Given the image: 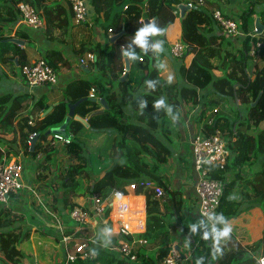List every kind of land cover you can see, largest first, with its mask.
<instances>
[{
    "label": "trees",
    "instance_id": "1",
    "mask_svg": "<svg viewBox=\"0 0 264 264\" xmlns=\"http://www.w3.org/2000/svg\"><path fill=\"white\" fill-rule=\"evenodd\" d=\"M182 1L91 0L95 11L100 15L98 24L103 41H91L89 35H84L83 32L78 33L80 40L77 41L78 36H72V13L66 0H0V58L15 57L21 65L35 57L32 41L26 32H15L23 41V46L11 42L2 33L4 26L14 25L19 20L15 8L17 2L27 3L39 12L45 24L43 34L46 40L63 43L69 38L73 55L81 56L85 52H93L95 55L90 67L96 73L92 74L91 79L73 78L60 91L49 88L48 93H54V98L48 99L47 95H40L32 99L30 110H26V93L0 96V102L8 104L1 118L4 121L2 126L8 127L14 115L24 109L18 113L13 131H17L25 153L35 157L42 150L45 161L50 159L54 149L47 141L46 131L63 122L69 103L85 98L75 106L74 115L85 119L86 124L71 117L66 126L71 139L64 145L69 163L59 182L62 190L59 206L61 211L78 204L75 198L77 194H81L78 190L83 182H87V190L84 192L87 195L98 193L101 198H105L112 191L124 194L125 186L134 183V193L144 196L145 230L137 236L157 243L156 251L147 252L139 247L138 261H130L116 251L95 245L90 247L96 254L94 261L100 260L104 255H112L109 264H160L166 253L161 208L170 210L177 230L185 234H199L192 264H258L257 257L264 255V63L258 66L248 54L247 37L234 38L221 33L208 6L191 7L179 16L178 4ZM254 15H258L264 25V0H247V4L240 9L235 19L242 32H246ZM176 17L180 24V41L185 45L187 54H191L188 65L181 62L183 57L175 58L180 61L177 64V71L182 79L180 84L168 83L160 74L161 65L151 47L163 41L162 48L168 52L164 32L159 36L146 38V52L133 43L137 31L145 25L144 18L165 31ZM120 30H123L122 34L111 41L109 34ZM122 50L142 58L130 60L127 56L130 65L124 80H120L124 72ZM43 57L58 72L66 70V59L58 47H48ZM149 82H152L151 86ZM91 87L95 89L94 99L87 96ZM113 87L118 90L121 103L132 107L133 120L128 118L126 110L114 99ZM207 87H210L218 100H231V114L214 113L211 120L209 115H205L208 101L201 102L199 92ZM99 98L106 101V109H103ZM159 99L164 100V105L156 108L154 104ZM53 101L56 104L52 109L44 116H39ZM145 101V106L141 107ZM181 101L200 103L203 108L197 121L203 123L205 132L219 133L227 139L229 154L226 163L222 167L204 165L209 177L225 181L212 227H206L200 222H184L185 213L182 208L185 205L181 190L170 188L158 171L160 165L171 155V149L169 142L158 137L154 131L159 124H163L160 120L167 107L174 110ZM207 120L210 122L207 123ZM32 132L36 135L33 146L26 143L28 134ZM91 152L96 153L98 158L111 159L101 175L91 173L88 157ZM1 160L0 151V162ZM244 163L247 169L243 168ZM246 170L248 172L243 175ZM144 181L159 185L163 189V195L155 197L151 187H142ZM235 188L240 190L239 199L230 197ZM127 205L128 210H141L142 200L136 198L131 202L123 199L114 209L113 217L123 221L130 229L142 218V212L130 216L118 209L121 206L123 210ZM253 207L260 209L263 220L260 238L251 243L253 248L249 250L242 245L235 234V227L231 228L228 238L214 243L213 229H223L228 220ZM108 210L109 208L105 209L104 216ZM220 215L224 217L223 222L217 219ZM66 217L73 225L68 214ZM13 223L15 220L9 209L0 203V264L17 263L20 256L16 247L20 237L14 231ZM71 231L72 228L69 227L63 234H70ZM205 233H208L207 239L203 238ZM26 236L24 232L23 238ZM120 237L125 238V235L112 234L109 241L115 242ZM89 262L93 261L78 259L68 264H91Z\"/></svg>",
    "mask_w": 264,
    "mask_h": 264
},
{
    "label": "crops",
    "instance_id": "2",
    "mask_svg": "<svg viewBox=\"0 0 264 264\" xmlns=\"http://www.w3.org/2000/svg\"><path fill=\"white\" fill-rule=\"evenodd\" d=\"M181 3H184V0ZM86 4H88L87 5V19L83 23H80L77 25L73 24V28L71 29L72 36L76 34L78 36L77 41H79L80 40V37H79L80 34H78V33L83 32L84 35H89V37H90L89 39L91 41H95V40L103 41L102 40V34H101L102 31H101L99 24H98V22L100 20V15H98L97 11H95L91 0H86ZM246 4H247V0H205L206 6L218 7L223 13L231 16L232 18L237 17L236 15L239 13L240 9L243 8L244 7L243 5H246ZM256 20H258V23H260V25H261V28H260L261 32L259 33L258 36H262V35L264 36V25L261 24L260 18L258 15H254L252 17V21L248 25L247 28L251 29V27H255V21ZM72 23H73V21H72ZM17 30L26 32L27 35L30 37V40L32 41L31 46H32V49L34 50V53H35V57L32 59L38 58L39 56H43V53L46 51V49L48 47L56 46L61 50V52L63 53V55L66 59V65H65L66 70L58 72L59 73L58 74V81L54 85H49V86L43 85V86H36V87L29 88L26 85V83L21 79L20 74H19V70L18 71L15 70V67H18V69H19V66H20L17 62V59H16V61H14L15 57H8V58L1 57L0 58V62H1L0 63V71H1L0 76L3 75L6 78L9 77L12 81H15L18 84V86H16L15 92L3 93L0 90V96H2L4 94H7L9 96H14V95H17L20 93H26L27 96L25 97V99L28 102L26 110H28V109L30 110V105H31L32 99H35V98L39 97L40 95H47L48 99L54 98V96H55L54 93H48L49 88H54V89H57L58 91H60L61 88L68 81L72 80L73 78L79 77V78L91 79L92 74L96 73V70L94 68L90 67V65L93 64L94 61L91 62V61L86 60L85 65H83L79 62L80 57H83L86 52L84 54H82L81 56H76V55H73L71 53V44H70L71 40L69 38H66V41L63 43L57 42L54 40L48 41L44 38V34H43L44 28L43 27L33 28L29 25H26L23 23L19 24L17 22L14 25L4 26L2 31H3V35L9 37V39H12V38L19 39L18 36L15 34V32ZM164 33H165L167 39L169 40V42L180 40V24H179V19L177 17L175 18L174 22L165 29ZM171 33H173V34H171ZM109 35L111 36L112 34H109ZM231 37H234V36H231ZM234 38H236V37H234ZM19 45L23 46V44H19ZM22 89H24V90H22ZM53 102H55V101H53ZM53 102H51L50 104H52ZM7 107H8L7 103H1L0 102V135H1V138L7 143V146H6V145H4V142L0 140V151L2 152V156H5V158L16 159L17 161L21 162V164H22L23 188L21 190H19L18 193H16V191L10 193L9 198L7 200V203H5L4 206L8 205L7 207H10V205H9V203H10L12 205L11 207L14 206V208H17V209L19 208L21 210L22 214H24V216H26L28 208L25 209V206L28 205L27 200H29L30 194L33 193L34 195L38 196V201H40V199H42V197L45 198V196L48 199L51 198V199H49V203H50L49 205L46 204L44 199H43V201L41 200L40 201L41 208L46 213H51V211H52L53 213L60 214L59 218H62L63 220L60 219L57 224H58V226H60V224L63 223L64 227L54 226V227H51V231H50L51 225L45 219L44 220H42L43 218L38 219L37 217H35L33 215H29V218H26L25 222H28L32 226V228H31L32 230L40 229V230H43L46 232L50 231L49 232L50 234L57 227L58 230H56L55 234H57L58 238L60 236L59 242L63 248L64 255H65L66 251L74 249V245L78 239H80L82 237H87L88 235H90L92 229H95L98 234L108 233V234H110V236L112 235L110 233L111 228L114 227V229L116 231H118L117 225H118V223H122L123 221H121L120 219L114 218L113 217L114 211L110 210V213L108 215L109 220L106 221L105 223L97 224L95 227L87 226L86 231L73 232L74 231V224L72 225L71 222L69 223L68 218L67 217L65 218V216H67V211H68L67 208H65L63 211H61L59 209L60 200L62 197V190H61V186H59L60 181H59V178H57L56 173L58 170L60 171L62 169V167L67 166V164L69 163V158H68V155H67L66 150L64 148V145L62 146V145L58 144L56 146H53L54 149L51 152L50 159L48 161L44 160V154L45 153L42 150H40L36 154L35 157H32L28 153H25L23 151V148L20 145L19 136H18L17 131H13V129H14L13 127H14L15 121L17 120L18 113L23 112L24 109H22L20 112H18V113H16V115H14V117L12 118V125H10V127H7V126H2L4 121H1L2 115L4 113L3 111ZM41 113L39 114V116H41ZM35 116H36V114H35ZM8 134L12 135V143L11 144L6 139V136ZM183 135H186L184 131H183ZM185 140L186 139L184 138L183 139V141H184L183 145L184 146H183V148H181V154L176 157V158H178L182 155L183 158L178 159L180 161L181 166L184 163V161L182 159H185V156L187 157V160H188L189 146L186 145ZM10 145L12 146L11 151L9 148ZM88 157H89V161H90V164L92 167L91 173L93 175H101L103 170L111 162V159L108 157L98 158L96 153H94V152L89 153ZM191 160H192V158H191ZM189 164H190L189 161H187L186 165L189 166ZM52 166H54V168H51ZM244 166H243V168L247 169L246 168L247 166L246 165H244ZM41 167L44 168V170L46 172H49V173L47 174L46 177L40 179L38 176H36V174L42 172ZM246 172H248V171L247 170L244 171L243 175H245ZM180 173H182L183 177L179 178V180H180L178 183L179 187H177V189L181 190V196L183 198L184 205H185L182 208V212L185 213L184 222L191 224V223H194V221H196L195 216H196V212H197V199H196V193H195L196 174L194 177H192V175L189 176L187 174V170L184 171V168H181ZM186 179L188 180L187 183L185 181ZM171 188L176 189L174 187H171ZM80 191H81V189L78 190V193H80ZM127 193H129V192H127ZM86 197H87V194L86 195L77 194L75 201L78 204L79 203L84 204V203H86V199H87ZM230 197L232 199H239L241 197L240 190L238 188H235L234 190H232ZM136 198H141L142 204L144 205V196L142 194L133 195L130 192L129 195L114 197L113 206L116 207V205L118 203H120V200L124 199V201H125V200L129 199L131 202H133V200ZM19 205H22V208H20ZM16 206H19V207H16ZM36 207H37V205H36ZM161 209H162L163 221H164L165 217H167L169 220H171L172 215L170 214V210L169 209H163V208H161ZM131 211H132L131 208H129L128 213H131ZM31 212H33L35 214L37 213V211H33L32 209H31ZM142 218H143V214H142ZM142 218L138 220V223L133 224L132 227L130 228L131 230L130 229L129 230L130 231L141 230V225L143 222ZM254 218H257V222H258L256 225L257 229L259 230V228H260V230H262V226H263L262 213L258 207H253L247 211L240 213L236 218H232V219L228 220L227 225L231 226V228L235 227V230H238L240 228L239 226H246L248 233H250V236H252L250 226H251V223L255 220ZM171 221L172 222H169V224H166V222L164 221V228L162 230L165 232V236H164L165 244L167 245V243H170L173 241L176 243H180V244L185 243V239L187 238L186 236H188L189 234H185L182 232H180L181 234L178 233L179 230H177L174 227L173 220H171ZM69 227L72 228L71 233L70 234H63V232ZM67 235H71V239L64 241L62 238L64 236H67ZM145 240H146L145 244H152L153 250L157 249V247H158L157 243H154L153 240H149V239H145ZM250 243L251 242L248 241V243H245V244H250ZM242 245H243V243H242ZM91 246L94 247L95 245H91ZM143 248L145 251L146 250L151 251V249H149V248H146V247H143ZM149 251H147V252H149Z\"/></svg>",
    "mask_w": 264,
    "mask_h": 264
},
{
    "label": "built area",
    "instance_id": "3",
    "mask_svg": "<svg viewBox=\"0 0 264 264\" xmlns=\"http://www.w3.org/2000/svg\"><path fill=\"white\" fill-rule=\"evenodd\" d=\"M72 13L73 24L77 25L83 23L87 19V4L86 0H66ZM184 4L191 6H203L205 0H184ZM15 8L19 15V21L17 23H23L33 28L43 27L44 23L39 12H37L31 5L24 2H17ZM210 15L221 31V33L227 36H240L247 37V52L253 59L258 61L260 57L264 56V36H258L256 28L246 30L242 32L239 30L238 21L231 16L223 13L218 7L209 8ZM167 42V49L170 55L174 58H180L185 52L186 47L180 41ZM142 58L140 57L139 60ZM86 60L93 62L95 55L93 52H86L83 57H80L79 62L85 65ZM19 74L21 79L26 83L29 88L43 85H54L58 81V71L54 69L45 60L43 56L32 59L27 63L19 66ZM90 98H95V89L91 87L87 94ZM211 120V119H210ZM207 120V123L210 122ZM186 135H184L185 138ZM36 137L35 133H29L26 139V143L29 145L30 141ZM71 135L66 132V135L50 132L47 136V141L56 146L58 144L65 145L70 142ZM188 141L189 151L192 156L194 170L197 173L195 182V193L197 199V212L195 222H200L206 227H212L215 223V211L218 207L220 197L224 188V180L209 177L207 170L204 167L205 164L217 165L222 167L229 154L227 148V139L225 136L219 133H206L203 128V123L199 122L197 127L188 134L185 138ZM142 187L147 186L153 189L155 197H161L163 195V189L154 184L151 181L142 182ZM23 188L22 182V164L16 159L5 160V156H2L0 162V203L5 204L9 198L10 193L19 191ZM126 192L124 194L118 191H112L107 197L101 198L98 193H92L87 195L86 203H79L74 205L67 211L69 219L74 223L73 232L86 231L87 226L95 227L97 224L105 223L108 221V215L110 210L115 209L113 206L114 197L129 195L131 192L133 195H139L134 193L135 184L129 183L125 186ZM129 192V193H127ZM109 208L108 213L104 216V211ZM120 211L128 213V205L123 210L121 206L118 208ZM142 212L143 222L141 230L128 231L121 230L116 231L114 228L110 229L111 234H123L125 238H118L115 242L109 241L110 234L101 233L98 234L95 229H92L91 234L87 237L78 239L74 245V249L65 252L64 264L74 262L78 259H93L95 258V252L90 248L91 245L104 246L109 250L116 251L122 257L130 261H135L138 258L136 251V245H144L146 240L137 234H141L145 230V209L142 204V209H134L130 214ZM64 241L71 239V235L64 236ZM104 241V242H103ZM197 244L193 243L187 245L185 243L170 242L166 245V253L161 258L160 264H192L194 261V253L196 251ZM258 264H264V255L257 257Z\"/></svg>",
    "mask_w": 264,
    "mask_h": 264
},
{
    "label": "rangeland",
    "instance_id": "4",
    "mask_svg": "<svg viewBox=\"0 0 264 264\" xmlns=\"http://www.w3.org/2000/svg\"><path fill=\"white\" fill-rule=\"evenodd\" d=\"M209 8L211 7L209 6ZM252 28L253 27H251V29ZM239 30L241 31L240 28ZM223 35H226V34H223ZM234 37H237V36H234ZM165 41H169L166 35H165ZM163 51L165 53H162ZM169 54L170 53H168L165 49H163L162 51L158 53L155 52V56L157 55L158 62L161 65L160 74L167 81H168V77H171V83L174 82L176 84H180L182 83V79L179 76L178 71H177V64L180 61L178 59L171 57ZM186 54L187 52H185L181 56L183 57L181 62L185 63V65H188L190 58H191V54H187V55ZM255 62L257 63L258 66H260L264 63V59H262V56H261L260 59ZM129 65H130V61H129ZM15 70L18 71L19 70L18 67H15ZM16 86H18V84L15 81H12L9 77L6 78L3 75L0 76V90L3 93L15 92ZM115 87H113L114 99L122 106L124 111L126 110L127 112L126 114L128 115V118L133 120L132 109H131L132 107L129 106V104L123 105L121 103L119 96H118L119 95L118 90ZM136 93H138V91ZM136 93H134V98L136 97ZM199 95H200L201 102L205 100L208 101L207 107H205L206 108L205 115H209L208 117L210 119L214 113H222V112H227L229 114L232 113L231 108H230L231 100L227 98L223 100H218V97L215 95L214 92L211 91L210 87L200 90ZM236 103L237 104L239 103L238 99H236ZM202 108L203 106H201L200 103L192 104V103L184 102V101H181L179 106L174 110H171L169 107H167L165 114L160 120V121H163V124L161 126L159 124V126L154 131L158 137L162 138L167 143L169 142V147L171 149V155L168 156L167 160L160 165V168L158 170L160 174L162 175L163 179L168 184V186H170V188L179 187L178 185L180 181L179 178L183 177L182 173H180L181 168H184V171L187 170V174L189 176L192 175V177H194L196 174V178H197V173L194 170L193 161L191 160L192 156H191L190 151L188 153V160L186 156H185V159H182L184 161L182 166L180 165V161L178 160L180 158H183L182 155L178 158L176 157L181 154V148H183L184 146L183 145L184 143L183 131L186 134L185 138H187L188 134L191 133L197 127V125L199 124V122L197 121V118L200 112L202 111ZM10 125H12V121L10 122ZM10 125H8V127H10ZM6 139L8 140V142H10V144L12 143L11 134H8L6 136ZM0 140L3 141L4 145L7 146V143L1 138V135H0ZM185 141H186V145H188L187 139ZM9 148L11 151L12 146L10 145ZM148 159L150 160V158ZM187 161H189L190 163L189 166L186 165ZM245 163L243 164V166L245 165ZM51 168H54V166H52ZM41 169H42V172L36 174V176H38L40 179L46 177L47 174L49 173V172H46L44 168L41 167ZM65 169H66V166L62 167L60 171L59 170L57 171L56 176L57 178H59V181H60L61 176L64 174L63 172L65 171ZM185 181L186 183L188 182L187 179ZM86 190H87V182H83L80 193L83 195H86V193H84L86 192ZM18 192L19 191H16V193ZM43 199L47 205L50 204L49 199L51 198L48 199L45 196V198L42 197L40 201L41 200L43 201ZM40 201H38V196L34 195L33 193L29 195V200H27L28 205L25 206V209L28 208V211H29L28 212L26 210L27 211L26 216L22 214L19 208L18 209L14 208V206L11 207L12 205L10 203H9L10 207H7L8 205L4 206L5 208L9 209L12 217H14L15 223H13L12 226L15 228L14 231L17 233L18 237H20V241L17 242L16 247L18 248V251L19 252L21 251V252L18 258V262L14 264H60V263L62 264L63 260L65 259L63 248L59 242L60 236L58 238L57 234H55L56 230H58L57 227H64L63 223L60 224V226H58L57 224L60 219L61 220L63 219L59 218L60 214L53 213L52 211L51 213H46L41 208ZM19 206L20 208H22V205H19ZM19 206H16V207H19ZM31 209L33 211H37V213L35 214L31 212ZM29 215H33L37 217L38 219H41V218H43L42 220L45 219L51 225L50 231H51V227H54V226H57V227L55 228V230L52 231L51 234L49 233L50 231L49 232L47 231L48 232L47 233L46 231H43L40 229L32 230L31 229L32 226L28 222H25L26 218H29ZM254 219L255 220L251 223V226H250L252 236H250V233H248L246 226H239L240 228L238 230H235L236 236L240 239L243 245L245 243H248V241H250L251 243H254L261 236V230L260 228L258 230L256 226L258 223L257 218H254ZM171 220H169L167 217L164 218V221L166 222V224H169V222H172ZM24 232H26L27 234L25 238H23ZM178 233H180V231ZM186 237L187 238L185 239V243L187 245H191L193 243H197L199 234H189ZM251 243L245 244L244 246L250 250L251 248H253V245H251ZM139 247H146V248L151 249V251H156V249L153 250L152 244H144V245L138 244L136 245V251ZM146 251H149V250H146ZM112 257H113L112 255H104L101 257L100 260H97V261H94L93 259H91V261L93 262H89V263L109 264Z\"/></svg>",
    "mask_w": 264,
    "mask_h": 264
},
{
    "label": "clouds",
    "instance_id": "5",
    "mask_svg": "<svg viewBox=\"0 0 264 264\" xmlns=\"http://www.w3.org/2000/svg\"><path fill=\"white\" fill-rule=\"evenodd\" d=\"M164 30L161 28H158L156 26L155 23H153L152 21H149L147 24H145L143 27H140L139 30L137 31L135 38L133 40V43H135L136 45H138L142 51L147 50L148 48V44H147V40L146 38L149 36H159L161 34H163ZM163 41H159L155 44H153L151 47L153 48V50L155 52H160L163 50L162 45H163ZM124 55L128 56V58L130 60H136V59H140V57H138L136 54L132 53V52H126L124 53ZM124 69V68H123ZM168 83H171V77H168ZM150 86L152 85V82H149ZM94 99V98H93ZM146 101L142 102L141 107L145 106ZM164 105V100L163 99H159L157 101H155L154 106L156 108H160L161 106ZM218 220H220L221 222L224 221V217L223 215H220L217 217ZM192 231H195V225L192 226ZM214 231V243H218L220 239L222 238H228L232 229L230 226L225 225V227L219 231H216L215 229H213ZM204 239L208 238V233L204 234ZM218 251V249H217Z\"/></svg>",
    "mask_w": 264,
    "mask_h": 264
},
{
    "label": "water",
    "instance_id": "6",
    "mask_svg": "<svg viewBox=\"0 0 264 264\" xmlns=\"http://www.w3.org/2000/svg\"><path fill=\"white\" fill-rule=\"evenodd\" d=\"M192 8H195L196 6H191ZM189 5L187 4H184V3H180L178 4V9H179V16H182L184 14V12L188 9L191 8ZM150 20H148L147 18H144L143 19V22L144 24H147ZM255 28L257 30V32L260 31V28H261V25L260 23H258V20L255 21ZM123 30H120L118 33H115V34H112L110 36V40L113 41L115 40L116 38H118L121 34H122ZM11 42L15 43V44H23V41L20 40V39H17V38H12L10 39ZM124 53H126L124 50H122V55H123V63H124V72L122 73L121 77H120V80H124L126 75H127V71L129 69V61H128V58L126 55H124ZM14 61H16V58L14 59ZM83 99L85 98H81V99H78L77 101L73 102V103H69L67 105V115L66 117L64 118L63 122L57 126H53V127H50L47 131H46V134H49L50 132L52 133H59V134H63V135H66V126H67V123L69 121V119L71 117H74L76 119H79L81 122H83L84 124H86V121L85 119L77 116V115H74V108L75 106L80 102L82 101ZM98 101L102 104V107L103 109H106L107 108V104H106V101L104 100V98H99ZM254 103V102H253ZM56 104V101L53 102L52 104H50L42 113H41V116H44L45 114H47L53 107V105ZM34 141H35V138L32 139L30 141V145L33 146L34 144Z\"/></svg>",
    "mask_w": 264,
    "mask_h": 264
},
{
    "label": "bare ground",
    "instance_id": "7",
    "mask_svg": "<svg viewBox=\"0 0 264 264\" xmlns=\"http://www.w3.org/2000/svg\"><path fill=\"white\" fill-rule=\"evenodd\" d=\"M123 229L130 231L129 228L124 223L123 224L118 223V231H121Z\"/></svg>",
    "mask_w": 264,
    "mask_h": 264
}]
</instances>
